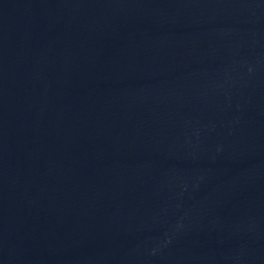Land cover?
Instances as JSON below:
<instances>
[{"label": "water", "instance_id": "water-1", "mask_svg": "<svg viewBox=\"0 0 264 264\" xmlns=\"http://www.w3.org/2000/svg\"><path fill=\"white\" fill-rule=\"evenodd\" d=\"M0 264H264V0H0Z\"/></svg>", "mask_w": 264, "mask_h": 264}]
</instances>
